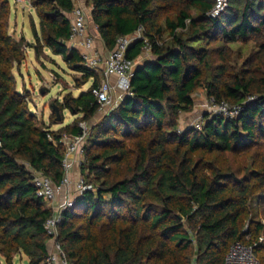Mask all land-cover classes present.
<instances>
[{
  "label": "trees",
  "instance_id": "trees-1",
  "mask_svg": "<svg viewBox=\"0 0 264 264\" xmlns=\"http://www.w3.org/2000/svg\"><path fill=\"white\" fill-rule=\"evenodd\" d=\"M87 3L108 49L119 36L144 27L145 38L135 40L127 56L137 58L148 45L155 57L135 68L132 95L91 128L81 172L93 189L76 196L58 224L69 260L223 264L231 245L241 241L256 243L264 264V222L252 211L253 203L264 211V0H230L217 18L208 15L214 0ZM31 4L39 22L33 17L34 41L26 46L37 57L61 56L92 83L78 96L68 92L55 101L51 124L40 121L15 75L25 60V37L9 33L11 0H0V254L10 264L21 254L29 264L45 261L52 207L38 195L34 171L59 184L62 139L80 134L79 123L92 121L100 108L92 92L100 75L69 44L74 0ZM237 42L257 47L241 70L232 61ZM199 88L241 111L234 117L208 113L201 129L179 131L180 115L193 109ZM66 109L82 115L52 130ZM252 151L253 167L245 173L222 159Z\"/></svg>",
  "mask_w": 264,
  "mask_h": 264
},
{
  "label": "built area",
  "instance_id": "built-area-1",
  "mask_svg": "<svg viewBox=\"0 0 264 264\" xmlns=\"http://www.w3.org/2000/svg\"><path fill=\"white\" fill-rule=\"evenodd\" d=\"M30 1V0H26ZM75 1V0H74ZM230 0H214L212 9L208 15L213 18L221 16L229 7ZM87 6L75 2L72 15V34L70 45L81 48L85 64L98 71L100 81L93 86L92 92L100 104L99 112L108 113L116 108L127 95H132L131 79L136 67L135 59L127 56L129 46L137 39L145 38L144 27H139L135 32L128 35H121L117 38L116 45L103 56L95 47L96 35L88 29ZM97 27V26H96ZM206 104L207 110L211 114H221L227 117L236 116L242 109L241 105L231 104L227 101L218 102L214 97H209ZM250 96L249 99H254ZM82 131L77 135H66L62 139L66 146L63 166L65 174L59 184L40 171H34V182L38 188V195L47 201H52V215L47 219L45 227L50 236L48 243V255L42 264H75L69 260L61 243L58 241V224L62 219V213L74 204L75 197L87 189H93L92 185L84 179L76 181V192L78 194L72 197L68 193L69 185L72 180L71 172L79 159L77 156L84 153V144L89 136L88 121H81ZM203 122H194L191 126L198 129L202 128ZM80 157V156H79ZM82 160H80L81 162ZM85 159L81 162L83 163ZM64 193L59 198L60 193ZM263 240V237H260ZM255 244H246L241 241L234 242L227 254L223 264H261L257 257L254 247Z\"/></svg>",
  "mask_w": 264,
  "mask_h": 264
},
{
  "label": "rangeland",
  "instance_id": "rangeland-1",
  "mask_svg": "<svg viewBox=\"0 0 264 264\" xmlns=\"http://www.w3.org/2000/svg\"><path fill=\"white\" fill-rule=\"evenodd\" d=\"M77 4L82 3L87 6V17H91V5L87 3V0H76ZM12 10L9 18V33L13 38L19 40L21 37H25L24 49H25V60L22 65L15 69V75L18 82V87L21 90H28L30 107L35 111L39 120L43 123L51 124V115L53 112L52 106L55 101L62 100L64 95L68 92H72L75 96H78L83 90L90 87L91 81L84 82L80 73H76L67 67L66 62L61 56L43 53L40 57L36 56L35 50L26 46L27 43L34 41L31 21L33 17L38 21L35 10L32 7L31 0H11ZM91 23V21H90ZM167 37V36H166ZM30 40H29V39ZM233 50V64L235 69L241 70L245 67V61L248 56L251 55L253 51L257 49L253 42L249 43H232ZM48 53V52H47ZM78 83L83 84L81 88H78ZM209 95L204 88H199L194 94V107L188 112H183L179 118L178 129L183 130L186 127L191 126L197 121L203 122V118L206 114H211L206 107L209 101ZM106 113L101 112L92 121H88L89 134L91 128L96 124ZM64 118L67 122L73 118V113L66 109L64 111ZM45 120V122H44ZM61 120L57 123L52 124L51 128H58L61 125ZM89 140L87 138L84 144V153L77 156L78 162L71 172V184L69 185L68 193L72 197H75L78 192H76L75 186L76 181L82 179L85 174L81 172V163L85 159V147L88 146ZM242 155H232L226 154L222 159L226 160L234 169L237 171H242L245 173L248 169L253 167V153ZM250 154H252L250 156ZM80 160H82L80 162ZM76 173V177L73 174ZM70 186H74L70 189ZM64 193L59 194V198L63 197ZM46 203L51 207L53 205L52 201H46ZM253 203L252 211L255 217L264 222V211L260 209ZM0 264H10L6 259L0 254ZM13 264H29V258L24 255H17L14 257Z\"/></svg>",
  "mask_w": 264,
  "mask_h": 264
},
{
  "label": "crops",
  "instance_id": "crops-1",
  "mask_svg": "<svg viewBox=\"0 0 264 264\" xmlns=\"http://www.w3.org/2000/svg\"><path fill=\"white\" fill-rule=\"evenodd\" d=\"M76 1V0H75ZM74 1V2H75ZM70 16V18L72 19V15L70 14L69 15ZM36 21V23H38L39 22V19H38V21L37 20H35ZM90 21H91V23H90ZM88 29H89V31H92V32H94L95 33V35H96V38H95V47H96V49L103 55V56H106L108 53H109V51L111 50V49H108L107 48V46L105 45V43H104V41H103V39L101 38V36H100V34H99V32H98V29H97V27H96V24L94 23V21H93V19H92V17H90V18H88ZM32 30V29H31ZM33 33V32H32ZM29 39V38H28ZM31 39H33V37L31 38ZM30 40V39H29ZM69 44H70V42H69ZM80 49V51H82V49L81 48H79ZM154 57L155 56H153V54H152V51H151V49H150V47L147 45L145 48H144V50L142 51V53L137 57V58H135V62H136V67L137 66H139L140 64H142L144 61H146V60H149V59H154ZM135 67V68H136ZM91 83H92V81H91ZM81 88V87H80ZM88 88H86L85 90H87ZM85 90H83V91H85ZM99 113H101V112H99ZM98 113V114H99ZM97 114V115H98ZM74 116H73V118L72 119H70L69 121H67V122H64L65 121V119H64V121L63 122H61L62 124L60 125V127H58V128H51L52 130H57V129H59V128H61L62 126H65V125H67V124H69V123H72L76 118H78L79 116H81L82 114H73ZM96 115V116H97ZM95 116V117H96ZM94 117V118H95ZM44 122H45V120H44ZM47 124V123H46ZM71 175V174H70ZM74 175V177H76V173L75 174H73ZM73 187L74 186H70V189H73ZM52 207V206H51ZM48 243H49V241H48Z\"/></svg>",
  "mask_w": 264,
  "mask_h": 264
},
{
  "label": "water",
  "instance_id": "water-1",
  "mask_svg": "<svg viewBox=\"0 0 264 264\" xmlns=\"http://www.w3.org/2000/svg\"><path fill=\"white\" fill-rule=\"evenodd\" d=\"M55 108L58 110V108L55 106ZM59 117V116H58ZM59 119H60V117H59Z\"/></svg>",
  "mask_w": 264,
  "mask_h": 264
}]
</instances>
